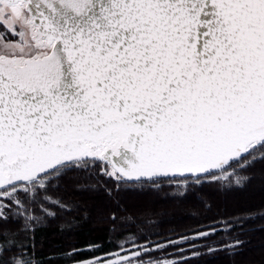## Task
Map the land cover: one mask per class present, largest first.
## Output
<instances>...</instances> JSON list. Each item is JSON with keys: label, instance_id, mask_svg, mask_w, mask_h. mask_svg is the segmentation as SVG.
<instances>
[{"label": "snow or ice", "instance_id": "6c2138e0", "mask_svg": "<svg viewBox=\"0 0 264 264\" xmlns=\"http://www.w3.org/2000/svg\"><path fill=\"white\" fill-rule=\"evenodd\" d=\"M257 233L264 0H0V264H264Z\"/></svg>", "mask_w": 264, "mask_h": 264}, {"label": "trees", "instance_id": "16d2710c", "mask_svg": "<svg viewBox=\"0 0 264 264\" xmlns=\"http://www.w3.org/2000/svg\"><path fill=\"white\" fill-rule=\"evenodd\" d=\"M221 203V201L218 199L213 201V204ZM164 209L171 213L173 217L175 218V223L179 225L180 227L188 226V225H193L194 220L193 216L202 213V209L194 204V203H185L183 205L177 206L174 204L170 205H165ZM215 211V207H214ZM264 239V234L257 233L256 236L253 238L251 249H253V245L261 242V240ZM257 258L259 259V255H255L252 250H245V256L243 257H237V261H244L249 258ZM213 264H228L227 260L221 259L220 261H213Z\"/></svg>", "mask_w": 264, "mask_h": 264}, {"label": "rangeland", "instance_id": "374dc122", "mask_svg": "<svg viewBox=\"0 0 264 264\" xmlns=\"http://www.w3.org/2000/svg\"><path fill=\"white\" fill-rule=\"evenodd\" d=\"M262 244H264V239H262L261 242H259V243L253 245L252 252H253L255 255H259V256H260V248H261V245H262Z\"/></svg>", "mask_w": 264, "mask_h": 264}]
</instances>
